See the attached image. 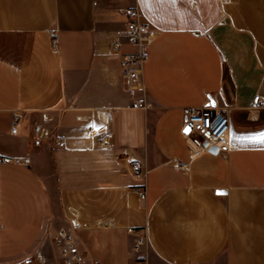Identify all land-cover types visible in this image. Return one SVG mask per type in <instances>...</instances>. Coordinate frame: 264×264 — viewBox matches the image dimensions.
Here are the masks:
<instances>
[{
	"label": "crops",
	"instance_id": "crops-1",
	"mask_svg": "<svg viewBox=\"0 0 264 264\" xmlns=\"http://www.w3.org/2000/svg\"><path fill=\"white\" fill-rule=\"evenodd\" d=\"M135 8L157 32L148 108L120 71L135 47L110 45ZM206 105L229 116L225 155H193L184 132ZM2 157L30 163L0 162L1 264H63L53 236L74 221L86 264H264V0H0Z\"/></svg>",
	"mask_w": 264,
	"mask_h": 264
},
{
	"label": "built area",
	"instance_id": "built-area-1",
	"mask_svg": "<svg viewBox=\"0 0 264 264\" xmlns=\"http://www.w3.org/2000/svg\"><path fill=\"white\" fill-rule=\"evenodd\" d=\"M130 21L126 24L125 29L115 39L111 41V48L116 53H121L124 45L135 47V51L131 53H121L120 71L124 78L128 97L132 102V106L136 108H148V103L144 96L142 84L143 65L147 56V48L156 38L157 32L150 24L142 22L139 18L138 9H131L127 12ZM50 37L55 43L58 40V32L51 31ZM261 96L253 99V106L261 104ZM185 122L184 130L191 141L193 155L197 156L201 153H210L215 156L225 155L231 150L229 143L230 119L225 111L217 110L211 105L203 108H186L184 110ZM23 123V114L16 113L12 123V133L17 134L21 124ZM92 135H96V131L92 130ZM54 135V132L40 124L34 126V136L36 139H46ZM60 148L65 146L63 139L56 140ZM101 147H108L107 138L100 140ZM0 162L7 164H29V158L2 157ZM143 168L137 164L132 166V174L138 176L142 173ZM142 200L146 199V192H140ZM1 210V205H0ZM85 226L74 221L72 229H60L53 236V243L59 252L63 264H86L87 258L84 251L79 247L75 231ZM128 233L138 234L134 250L138 252L146 243V238L141 230L128 228ZM32 258L24 260L23 264H33ZM1 264V263H0Z\"/></svg>",
	"mask_w": 264,
	"mask_h": 264
},
{
	"label": "water",
	"instance_id": "water-1",
	"mask_svg": "<svg viewBox=\"0 0 264 264\" xmlns=\"http://www.w3.org/2000/svg\"><path fill=\"white\" fill-rule=\"evenodd\" d=\"M185 133H189V130H184Z\"/></svg>",
	"mask_w": 264,
	"mask_h": 264
}]
</instances>
